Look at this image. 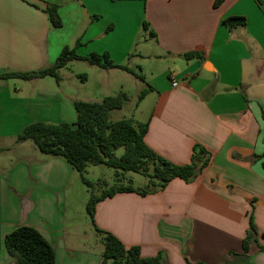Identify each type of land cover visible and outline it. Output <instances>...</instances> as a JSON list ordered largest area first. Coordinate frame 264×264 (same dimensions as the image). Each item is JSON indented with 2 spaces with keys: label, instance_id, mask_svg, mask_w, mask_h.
I'll return each instance as SVG.
<instances>
[{
  "label": "crops",
  "instance_id": "crops-1",
  "mask_svg": "<svg viewBox=\"0 0 264 264\" xmlns=\"http://www.w3.org/2000/svg\"><path fill=\"white\" fill-rule=\"evenodd\" d=\"M215 1L0 0V75L48 67L79 40L81 56L108 52L117 64L140 67V91L153 90L134 119L150 121L153 150L176 164L190 163L196 144L212 154L193 182L175 178L146 196L118 193L98 203L95 224L80 223L67 212L79 172L28 140L16 142L37 121L75 123L79 96L62 76L0 78V264H14L5 236L22 225L55 246L56 264H101V240L86 238L97 227L143 256L163 251L165 264H264L257 244L243 255L252 211L264 246V0ZM48 4L58 5L61 27L51 24ZM229 16L247 24L229 29ZM194 50L205 58L183 56ZM148 61L156 67L149 74Z\"/></svg>",
  "mask_w": 264,
  "mask_h": 264
},
{
  "label": "trees",
  "instance_id": "trees-1",
  "mask_svg": "<svg viewBox=\"0 0 264 264\" xmlns=\"http://www.w3.org/2000/svg\"><path fill=\"white\" fill-rule=\"evenodd\" d=\"M223 0H216L219 6ZM263 2V0H259ZM39 8L37 4H33ZM54 27H61L63 20L58 11V5L48 4L44 8ZM223 23L233 29L245 26L247 20L244 16H229ZM144 30L151 36L156 33L151 29L150 23L144 21ZM80 45L78 40L74 47L65 46L56 61L48 67L31 72H8L1 74L0 78L18 77L22 79L43 78L53 76L61 81L59 71L74 60H86L92 65L104 69L118 68L132 73L144 81V76L127 64L115 63L108 52H93L89 56L77 53ZM186 59H204L202 50H194L183 55ZM148 86L139 94L141 101L150 91ZM129 99L126 92L120 91L114 95H107L99 101L75 100L77 120L75 123H47L34 122L26 126L17 136L16 142L31 140L44 154L52 157H61L69 162L79 173L83 183L90 191L87 202V214L95 224L96 207L99 202L112 198L118 193L135 192L142 196L164 190L170 181L180 178L187 183L193 182L209 165L212 154L202 145L196 144L193 149L191 162L176 164L153 150L145 140L149 129V120L139 122L132 117L111 120V112L123 108ZM123 147L121 156L116 151ZM90 165H106L116 170V175L127 172L141 174L149 179L145 187H136L132 183H124L116 179L114 185L98 191V186L107 185L106 181L99 183L91 181L86 176ZM102 188V187H101ZM101 241L104 245L101 264H165V253L160 251L155 256H143L140 246H126L115 234L97 227ZM257 229L254 221V212L249 214V229L243 240V255L250 251L251 244H257L264 251V246L256 237ZM5 247L13 259L14 264H56V248L37 228L28 225L18 226L5 236ZM205 264V263H197Z\"/></svg>",
  "mask_w": 264,
  "mask_h": 264
},
{
  "label": "rangeland",
  "instance_id": "rangeland-1",
  "mask_svg": "<svg viewBox=\"0 0 264 264\" xmlns=\"http://www.w3.org/2000/svg\"><path fill=\"white\" fill-rule=\"evenodd\" d=\"M143 36L145 35L142 34L140 38ZM168 66H170V61L166 59L163 66V71L166 70ZM153 68L156 67L151 65V61H148V66L146 67L145 72L149 74ZM137 70L141 74L143 73L140 67H138ZM60 73V76H62V78L67 82L68 87L71 90H75L76 96H79V100L99 101L107 95H114L120 91L126 92L129 96V99L124 104L123 108L111 112V120L116 121L129 117L139 118V112L137 108L140 102L139 94L141 91L139 86L141 85V82L134 75L128 72H121L120 70H107L97 65H92L85 60L71 61L67 66L61 68L59 74ZM53 81L55 84V80ZM28 141V143H31L32 147H36L31 140ZM29 149L30 147L27 146L19 151L26 150L25 152H27ZM123 152L124 148L121 147L116 151V155L121 156ZM12 155L18 156L16 152H14ZM86 176L91 181L96 183H99L100 180L106 181L107 185L105 186H102V183L104 182H100L102 188L98 186V193L101 192L102 189L114 185L117 178L123 180L126 184L132 183L136 187H145L149 183V179L147 177L134 172H127L123 175L117 176L116 170L106 165L88 166ZM77 183L81 189L73 185H69L67 188V212L68 216H74L75 220L82 223L87 219L89 221V218H87L89 216H87L88 214L86 205L90 197V191L83 183L80 173L77 174ZM89 229L90 228L86 229L88 232L86 238L93 240L96 237L101 240V235L90 232ZM101 244L104 248L102 241L99 242V245Z\"/></svg>",
  "mask_w": 264,
  "mask_h": 264
},
{
  "label": "built area",
  "instance_id": "built-area-1",
  "mask_svg": "<svg viewBox=\"0 0 264 264\" xmlns=\"http://www.w3.org/2000/svg\"><path fill=\"white\" fill-rule=\"evenodd\" d=\"M178 84H179V83H178L177 81H174V82H173V85H174V86H177Z\"/></svg>",
  "mask_w": 264,
  "mask_h": 264
}]
</instances>
